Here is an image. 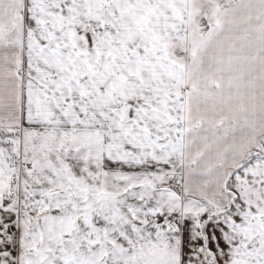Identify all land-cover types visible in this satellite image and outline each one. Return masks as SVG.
Segmentation results:
<instances>
[{"label":"snow or ice","instance_id":"snow-or-ice-1","mask_svg":"<svg viewBox=\"0 0 264 264\" xmlns=\"http://www.w3.org/2000/svg\"><path fill=\"white\" fill-rule=\"evenodd\" d=\"M0 264H264V0H0Z\"/></svg>","mask_w":264,"mask_h":264}]
</instances>
